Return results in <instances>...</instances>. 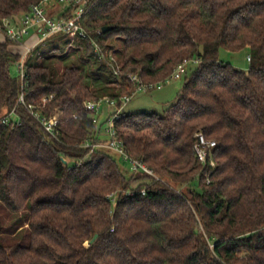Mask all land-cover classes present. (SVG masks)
Wrapping results in <instances>:
<instances>
[{"label":"trees","instance_id":"16d2710c","mask_svg":"<svg viewBox=\"0 0 264 264\" xmlns=\"http://www.w3.org/2000/svg\"><path fill=\"white\" fill-rule=\"evenodd\" d=\"M41 1L0 0V23ZM79 24L88 36L59 57L66 65L30 54L24 81L10 71L21 55L0 43V207L8 217L28 211L15 230L0 221V264H264V0H88ZM222 49H249V69L222 61ZM187 59L199 62L164 114L114 121L127 154L179 189L83 147L108 140L86 102L131 95L132 75L167 80ZM22 94L59 121L60 140ZM12 110L19 124L2 121ZM200 132L216 142L215 167L195 155Z\"/></svg>","mask_w":264,"mask_h":264},{"label":"built area","instance_id":"2783aa9c","mask_svg":"<svg viewBox=\"0 0 264 264\" xmlns=\"http://www.w3.org/2000/svg\"><path fill=\"white\" fill-rule=\"evenodd\" d=\"M58 6H64L59 12V15L54 14V12L58 10ZM87 6L88 0H42L40 3L33 5L30 11L23 14L20 19L5 20L0 23V32L6 36V39L9 42L11 44L22 45L25 48L18 63L19 76L23 81L27 78L25 62L28 56L44 40L51 36L60 34L66 35L71 39H76L77 37L87 38L88 33L79 24L82 17L87 13ZM70 8H72L70 16L65 17L63 14L67 9ZM32 31H35L40 36L39 42L35 46L22 44L23 38L29 35ZM92 45L95 47V53L99 59H104L105 54L101 51L99 46H97L94 42H92ZM248 60H250V58H248ZM111 61L113 62L114 74L115 76H118L120 73V67L113 55L111 56ZM198 62L199 60L197 59L184 60L175 67L171 76L167 80L158 83L144 84L141 82L138 75L129 76L131 82L136 85V88L131 95L124 96L118 100L112 99L110 97H104L96 101L86 102V110L94 114L98 113L102 109L103 104L108 105L110 117L108 120V130L106 132L108 140L103 143H94L87 140L84 142L83 147L91 148L92 152L96 149L110 150L119 158H121L127 165H129L130 170L134 174H146L155 178L156 181H162L167 185H170L158 177L155 172L145 163L138 159L132 158L127 154L124 143L119 139L117 131L114 128V121L120 116L121 113L124 112L126 106L136 94L141 92L149 93L154 90H161L165 84L176 80H183L188 73L190 66L198 64ZM19 103L26 106L30 114L51 137L56 140H60L61 132L58 128V120H50L40 111L36 110L34 106L27 105L24 94L20 96ZM2 121L4 123H9L11 121H15L18 124L20 123L15 110H12L7 116L3 117ZM215 147V141L208 140L201 132L196 134L194 151L198 160L202 164H209L212 167H215V162L212 159L213 149ZM63 163L67 165L69 160L63 159ZM77 164L80 165V162ZM126 193L129 196H134L136 194L135 191H128ZM141 193L142 195H146V190H142ZM117 199V194H112L109 196V200L112 201L113 204H116Z\"/></svg>","mask_w":264,"mask_h":264},{"label":"rangeland","instance_id":"374dc122","mask_svg":"<svg viewBox=\"0 0 264 264\" xmlns=\"http://www.w3.org/2000/svg\"><path fill=\"white\" fill-rule=\"evenodd\" d=\"M64 6H58L57 8L63 9ZM54 37V36H53ZM40 40V36L35 32L30 33L29 35L25 36L22 40V44L28 46H35ZM76 43V44H75ZM78 44V39H71L68 36L64 35L59 38L49 39L41 43V45L37 46L30 55V58L36 57L38 54L42 56V61H47L51 58L52 63L58 68L59 66L64 67L66 63L61 62L59 57L62 54H66L71 52L73 49L76 48ZM13 50H23L25 49L22 45L18 44H11ZM56 47L58 49L54 50L53 48ZM118 46L115 45V48ZM251 56L250 50L245 49L240 52H230L227 50L222 49L220 51V59L226 63L231 64L237 69L247 71L250 66V62L248 58ZM191 67H194L191 65ZM11 75L14 78L19 77V67L18 64H14L11 67ZM183 87V80H176L172 81L168 84L163 86V89L154 90L149 93H138L136 94L130 103L125 108V113L127 114H137V113H152L156 112L160 115L164 114L178 99V96ZM109 107L106 104H103L102 109L96 113V118L98 120L99 125H102V133L106 134L108 130V120H109ZM105 122H107L105 124ZM125 170H129V165L125 164ZM165 182H169L168 180H164ZM170 184L174 186V188H178L177 185L174 183ZM186 186H182V190H184ZM112 195V194H111ZM28 216V211L24 210L23 212L12 214L8 217L6 212L0 207V221H3L5 227L11 230H15V228L26 222ZM24 232L17 233V238H14L11 235L10 241L13 242L18 239H22Z\"/></svg>","mask_w":264,"mask_h":264},{"label":"crops","instance_id":"0c3cea01","mask_svg":"<svg viewBox=\"0 0 264 264\" xmlns=\"http://www.w3.org/2000/svg\"><path fill=\"white\" fill-rule=\"evenodd\" d=\"M60 11H61V9L58 8V10L55 11L56 13L54 12V14L59 15V14H60V13H59ZM22 16H23V15H20V16L16 17L15 19H20ZM32 32L35 33V31H32ZM32 32H31V33H32ZM6 41H7L6 36H5L2 32H0V43H4V42H6ZM9 48H10L11 51H13V52H15V53H17V54H20V55L23 53V50H24V49H23V50H20V49H18V50H13L12 47H11V45H10ZM162 89H163V88H162ZM162 89H161V90H162ZM161 90H160V91H161Z\"/></svg>","mask_w":264,"mask_h":264},{"label":"water","instance_id":"95a60500","mask_svg":"<svg viewBox=\"0 0 264 264\" xmlns=\"http://www.w3.org/2000/svg\"><path fill=\"white\" fill-rule=\"evenodd\" d=\"M109 30H111V28H105L103 31H104V32H107V31H109ZM65 163H66V162H65ZM97 238H98V235H95L94 238L91 240V243H94V242L96 241Z\"/></svg>","mask_w":264,"mask_h":264}]
</instances>
